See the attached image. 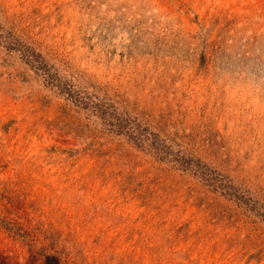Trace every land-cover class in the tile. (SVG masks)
I'll list each match as a JSON object with an SVG mask.
<instances>
[{
    "label": "rangeland",
    "instance_id": "rangeland-1",
    "mask_svg": "<svg viewBox=\"0 0 264 264\" xmlns=\"http://www.w3.org/2000/svg\"><path fill=\"white\" fill-rule=\"evenodd\" d=\"M0 264H264V0H0Z\"/></svg>",
    "mask_w": 264,
    "mask_h": 264
}]
</instances>
